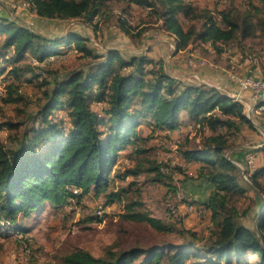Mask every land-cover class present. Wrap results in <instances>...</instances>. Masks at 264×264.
I'll return each mask as SVG.
<instances>
[{
  "label": "trees",
  "instance_id": "obj_1",
  "mask_svg": "<svg viewBox=\"0 0 264 264\" xmlns=\"http://www.w3.org/2000/svg\"><path fill=\"white\" fill-rule=\"evenodd\" d=\"M107 1L16 2L27 4V9L42 19H81L98 28L96 19L107 15L103 11ZM121 1L146 10L152 23L161 24L165 33L176 38L177 49L211 44L222 54L224 48L240 44L258 31L264 33L261 6H252L254 12L231 7L218 17L207 10L197 12L193 0ZM198 20L200 27L193 24ZM118 26L126 36L132 35L123 16ZM65 46L69 54H75L68 56V61L78 62L69 69L62 59L67 55V50L61 49ZM6 60L12 65L8 67ZM57 63L61 64L55 69ZM0 76L6 82L0 94L4 105L24 101L21 87L25 81L40 79L41 85L50 87L27 122L9 118L0 123V132L3 128L16 130L10 137L13 148H7L0 139V223L4 226L25 237L28 229L23 221L35 217L46 203L58 209L70 200L79 204L94 194L104 195L105 206L124 203L125 220L171 232L143 210L140 199L130 196L139 177L155 174L150 180L159 183L167 175L155 160L147 158L144 144L154 133L160 131L171 138L183 126L199 125L210 134L200 146L181 149L183 163L178 171L187 172L186 180L209 186V196L201 202L211 217L209 236L199 239L197 233L188 231L190 238L167 246V252L162 248L109 249L104 256L95 257L79 249L67 254L63 263L134 264L139 260L136 264H251L248 258L257 256L252 264H264V188L259 196L262 213L253 228L240 221L242 214L236 206L251 184L245 177L249 172L235 163L234 152L230 154L234 149L231 136L245 125L256 129L242 103L206 83L173 77L163 62L146 54L125 58L118 49L99 51L85 33L73 30L47 37L4 13L0 14ZM145 129L150 131L146 136L142 134ZM256 152L264 154V146L247 154ZM186 164L196 166L195 170L190 171ZM263 174L264 167L256 169L249 179L257 184ZM130 178L133 180L128 181ZM117 183L121 186L114 192ZM88 220L100 221V217ZM4 226L0 225V234Z\"/></svg>",
  "mask_w": 264,
  "mask_h": 264
},
{
  "label": "rangeland",
  "instance_id": "obj_2",
  "mask_svg": "<svg viewBox=\"0 0 264 264\" xmlns=\"http://www.w3.org/2000/svg\"><path fill=\"white\" fill-rule=\"evenodd\" d=\"M16 1L18 0H0V14H9L11 19L23 22L35 32L47 37L61 36L72 30L85 33L99 51L107 48L118 49L125 58L146 54L163 62L170 74L184 75L183 73L191 71L192 75H195V83H208L212 87L227 88L223 84L224 79L227 78L236 82L240 90V83L232 78H244L251 75L264 81V33L259 31L251 38L242 39L240 44L224 48L222 54L217 53L211 44L191 45L186 49H177L175 38L163 32L161 24L152 23L146 10L136 6L129 7L127 1L108 0L103 8L107 15L96 19L98 28L81 19L73 21L42 19L28 10L27 4L22 5ZM262 1L263 4H259L258 0H193L197 12L207 10L218 17L221 11L229 10L231 7L238 8L242 12L248 9L254 12L252 6H261L263 9L261 17L264 19V0ZM14 9L17 12H14ZM122 16L127 19L131 27V36H126L119 29V17ZM188 23L184 21V24ZM193 24L200 27L201 21H194ZM61 49L67 50V55L62 59H65L64 64L68 69L75 64L78 65V62L68 61L67 57L75 54H69L67 46ZM189 55H191V62H200L194 69L186 64ZM26 61L30 60L26 59ZM5 62L8 67L12 65L9 60ZM60 64L57 63L54 68H58ZM204 72L207 73L204 74ZM210 72H213L214 77L210 76ZM3 78L0 76V94L4 92L3 85H6ZM41 84L40 79H33L31 83L25 81L21 87L25 99L19 104L4 105L0 100V123L6 122L9 118L16 122H27L29 114L36 112L42 104L44 91L50 88ZM243 96V100L239 96L234 99L243 102L248 98L246 103L252 106L247 109L244 107V112L254 123L253 125H256V129L242 126L240 132L231 136L232 147L259 146L258 148H261L264 146V137L260 132V130L264 131V111L260 109H264V102H262L264 95L256 100L251 95ZM256 108H259L258 113H253ZM15 133L16 130L12 131L8 128H3L0 132V139L7 148H13L14 144L10 142V137ZM149 133L150 131L145 129L142 134L146 136ZM154 134V137L144 144L145 149L148 150L147 158L155 160L167 175L159 183L150 180L156 177L155 174H151L150 177H139L130 197L140 199L145 205L143 210L149 211L153 217L170 227L171 232H159L147 223L125 220L122 218L125 211L124 203L116 201L111 206H105L104 195L96 197L90 194L85 196L79 204L77 201L70 200V204L58 209L46 203L35 217L23 221V226L28 229L25 237L1 222L0 225L5 228L0 234V264H64V257L79 249L90 252L95 257L104 256L109 249L121 251L131 248H162L164 252H167L165 250L167 246L180 245L188 240L190 238L188 231L197 233L199 239L205 240L210 234L212 222L211 217L202 211L204 206L198 200L210 191L209 186L204 188V185L197 186L193 183L192 189L195 188V190H189L185 184L186 174H181L178 168L183 163L181 149L200 146L210 132L199 125L194 128L190 124L173 133L171 138H166L160 131ZM239 151L234 152L232 157L242 170L249 172L245 177L250 181L251 187H246L245 196L237 200L236 206L242 214L240 221L253 228L262 213L259 208V196L264 188V174L258 178L257 184L249 178L256 169L264 167V154L256 156L253 164L249 165L247 153L243 154ZM195 167L190 166L188 169L192 171ZM132 180L133 178L128 179V181ZM119 185V183L113 185L114 192ZM198 190L199 194L195 195V192H192ZM175 194L181 196L182 201L181 203L175 201L179 207L178 216L174 206L175 196H171ZM262 195L264 197V194ZM186 206L194 207L193 212L187 210ZM100 210H104L100 221L90 222L88 219L96 216ZM247 211L250 213L244 215L243 213ZM26 248L30 250L29 255H25ZM257 259V256H250L248 261L252 264Z\"/></svg>",
  "mask_w": 264,
  "mask_h": 264
},
{
  "label": "crops",
  "instance_id": "obj_3",
  "mask_svg": "<svg viewBox=\"0 0 264 264\" xmlns=\"http://www.w3.org/2000/svg\"><path fill=\"white\" fill-rule=\"evenodd\" d=\"M162 31H163V29H161ZM164 32V31H163ZM172 38H175L174 36H172ZM176 39V38H175ZM207 72H204V74H206ZM211 73V75L210 76H212V77H214V74H213V72H210ZM184 75H174V74H171L173 77H176V78H182V79H189V80H191V81H194V79H195V75L193 76L192 75V73H191V71H188V73H183ZM197 76H199V75H197ZM205 76V75H204ZM216 76V75H215ZM206 84H208V83H206ZM223 84H224V86L225 87H227V88H225V89H223V88H221V87H216V88H218V89H220L221 91H223V92H225L227 95H229L231 98H234V97H236V96H238V95H240L241 94V92H240V90H239V88H238V86H237V83L236 82H234L233 80H231V79H224V81H223ZM243 95H251L250 93H244V94H242V95H240V97L242 98H244V96ZM243 98H242V100H243ZM247 100H248V98H246ZM244 100L243 102H242V100H241V102L240 103H242V104H245L244 105V107L247 109V108H250V106H252V105H248L246 102H247V100ZM247 105V106H246ZM255 106V105H254ZM259 109V108H258ZM257 108H256V111H254L253 113H255V112H257L258 113V110ZM264 111V110H263ZM254 124V123H253ZM190 126V125H189ZM256 126V125H255ZM254 126V127H255ZM184 127H186V126H183L182 127V129L184 128ZM175 132H178V130L177 131H175ZM174 132V133H175ZM260 132L262 133V135H263V137H264V131H261L260 130ZM259 146H255V147H252V148H248V147H240V148H238V147H235L234 149H232L231 151H230V153L231 152H238L239 150V152L240 153H247V152H252V151H254V150H258V149H260V148H258ZM258 148V149H257ZM255 155H253L252 156V154H247V156H246V158L249 160L251 157H253L254 159H253V162L255 161V157L256 156H260L261 155V153H259V152H256V153H254ZM253 164V163H252ZM190 167V166H192V164L190 165V164H186V165H184V167ZM187 173V172H186ZM185 173V174H186ZM188 174L189 175H192L189 171H188ZM187 175V174H186ZM186 178V177H185ZM186 183V185H187V187H188V189L190 190H195V188H193L192 189V186L194 185L193 183V181H191V180H186L185 181ZM183 186H184V184H182ZM204 185V186H203ZM196 186V185H195ZM198 186V185H197ZM196 186V187H197ZM200 186H203L204 188H207L208 186L206 185L205 186V184H202V185H200ZM192 192H195V195L196 194H199V190L196 192V191H192ZM208 196H209V192L208 193H206V195H204V196H202V198H200V200H198L199 202H205V199H207L208 198ZM195 202H197L196 200H195ZM198 203V202H197Z\"/></svg>",
  "mask_w": 264,
  "mask_h": 264
},
{
  "label": "built area",
  "instance_id": "obj_4",
  "mask_svg": "<svg viewBox=\"0 0 264 264\" xmlns=\"http://www.w3.org/2000/svg\"><path fill=\"white\" fill-rule=\"evenodd\" d=\"M17 12V11H16ZM192 55V54H191ZM191 55H189V57L187 58L186 64L187 66H189L191 69H194L197 67L198 64H200V62H191ZM203 64V63H201ZM204 65V64H203ZM234 80H237L240 83V92L242 94L244 93H250L251 96L256 100V98L263 96L264 95V81L262 80H258L256 79V77L254 76H248V77H244V78H232ZM240 95H238L240 97ZM256 106V105H255ZM260 110H264V109H260ZM253 157H251L249 159V165H252L253 163ZM177 199V200H176ZM176 202H182L181 201V196H177L175 195L174 197V206L176 207L177 210V216L180 214L179 213V207L178 205L175 203ZM182 205V204H181ZM187 210L192 211L194 210V207L192 206H186L185 207ZM203 211V210H202ZM101 212V211H98ZM102 213V212H101ZM103 214V213H102ZM25 255H29L30 250L29 249H25Z\"/></svg>",
  "mask_w": 264,
  "mask_h": 264
},
{
  "label": "bare ground",
  "instance_id": "obj_5",
  "mask_svg": "<svg viewBox=\"0 0 264 264\" xmlns=\"http://www.w3.org/2000/svg\"><path fill=\"white\" fill-rule=\"evenodd\" d=\"M192 61H193V60H192ZM259 98H260V97H259ZM258 100H259V99H258ZM262 100H263V99H262ZM256 102H257V101H256ZM262 102H263V101H262ZM260 103H261V102H260ZM260 106H261V105H260ZM258 107H259V106H258ZM180 195H181V194H180ZM174 196H175V195H174ZM174 196H173V197H174ZM168 199H169V198H168ZM182 199H183V198H182ZM171 204H173V203H171ZM171 207H172V206H171ZM100 211H101L103 214H102L101 212H98V213H97V216H98V217H101V216L103 217V215H104V210H103V211L100 210ZM200 214H201V213H200Z\"/></svg>",
  "mask_w": 264,
  "mask_h": 264
}]
</instances>
